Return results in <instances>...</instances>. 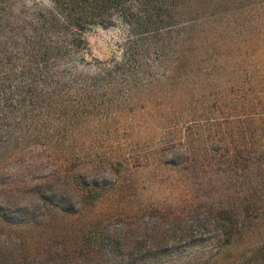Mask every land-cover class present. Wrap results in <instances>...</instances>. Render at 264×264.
Instances as JSON below:
<instances>
[{"label":"trees","instance_id":"trees-1","mask_svg":"<svg viewBox=\"0 0 264 264\" xmlns=\"http://www.w3.org/2000/svg\"><path fill=\"white\" fill-rule=\"evenodd\" d=\"M263 4L264 0H0V156L9 148L15 152L0 159V186L12 193L8 199L1 197L0 208L18 203L16 188L33 182L31 163L21 158L44 149L29 145L37 140L36 125L44 111L51 116L61 104V94L88 86L77 80L84 65H91L86 32L119 21L126 31L120 56L93 65L92 74L130 77L151 68L153 85L161 79L174 88L190 85L191 94H199L196 111L207 123L202 127L216 129L213 134L204 131L206 138L200 133L196 146L189 141L183 161L184 169L213 184L212 196L204 191L202 199H187L181 208L151 204L152 213L184 234L191 226L185 216L197 220L203 212L221 226L210 251L218 254L238 247L244 264H264V63L256 61L263 49L258 45L253 53L248 39L238 43L214 33L223 22L243 18ZM248 20L236 23L242 33L249 29ZM210 46L228 51L206 57V64L197 61L202 47L210 54ZM194 75L199 85L190 83ZM221 75L232 79L222 80ZM166 164L171 169L179 166L177 161ZM54 175L50 171L45 178ZM193 190L198 193L200 188ZM47 202V213L59 209L75 214L56 201ZM115 210L91 228H62L31 244L24 233L34 221L26 214L15 218L0 213V264H174L156 251L142 250L146 240L157 247L165 239L159 225L151 235L142 236L136 229L125 234L111 225L123 215Z\"/></svg>","mask_w":264,"mask_h":264},{"label":"rangeland","instance_id":"rangeland-1","mask_svg":"<svg viewBox=\"0 0 264 264\" xmlns=\"http://www.w3.org/2000/svg\"><path fill=\"white\" fill-rule=\"evenodd\" d=\"M245 17L249 19L245 28L249 29L242 33L236 23L243 25ZM245 17L223 22L214 33H222L225 40L238 43L248 39L253 53L260 45L263 51L258 50L256 55L260 56L256 61L261 65L264 63V7L254 9ZM85 37L89 52L86 58L91 65H84L77 80L88 86L61 94V104L51 116L44 111L36 125L37 140L29 144L44 149L28 152L21 158L22 162L31 163L28 173L33 182L17 187L13 194L19 199L18 203L1 205L0 213L15 218L26 214V218L33 220L24 233L31 244L48 233L55 235L62 228H91V224L105 219L117 207L123 215L113 219L111 225L118 226L125 234L127 230L136 229L142 236L151 235V229L159 225L165 239L157 247L146 240L142 250L156 251L174 264H244L239 258L242 250L236 245L237 249H223L218 254L210 251V245L217 241L214 237L221 233V226L206 219L203 212L197 220L185 216L191 226L181 234L173 229L171 222L151 211V204L181 208L188 204L187 199L194 200L204 191L212 196L213 184H207L198 172L184 169L183 162L189 141L193 139L196 146L200 133L206 138L205 133L213 134L216 130L212 126L202 127L207 123L196 111L199 94L192 95L190 85L174 88L163 79L161 84L153 85L155 78L151 77V68L130 77L93 75L90 71L93 65L120 56L126 31L117 21L108 27L95 26ZM212 47L208 49L210 54L204 53L206 49L202 47L196 60L202 59L206 64V57L228 51L227 48L213 51ZM221 77L222 80L232 79L230 75ZM198 80L199 76L194 75L190 83L199 85ZM195 87L199 93V87ZM174 125L176 135L172 132ZM13 154L14 150L9 148L2 152L0 159L5 161ZM170 161L182 166L171 169L166 164ZM50 171H55V175L45 178ZM194 188L200 191L196 193ZM11 194L0 186V201L1 197L8 199ZM48 200L60 203L63 209L75 214L68 215L59 209L47 213ZM1 239L0 233V242Z\"/></svg>","mask_w":264,"mask_h":264}]
</instances>
